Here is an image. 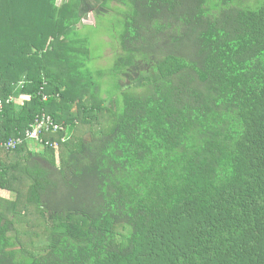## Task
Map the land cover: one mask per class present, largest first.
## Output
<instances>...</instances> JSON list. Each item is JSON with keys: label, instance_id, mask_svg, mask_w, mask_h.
I'll list each match as a JSON object with an SVG mask.
<instances>
[{"label": "trees", "instance_id": "1", "mask_svg": "<svg viewBox=\"0 0 264 264\" xmlns=\"http://www.w3.org/2000/svg\"><path fill=\"white\" fill-rule=\"evenodd\" d=\"M117 1L98 67L95 2L0 0V143L68 130L0 146V264H264V0Z\"/></svg>", "mask_w": 264, "mask_h": 264}, {"label": "rangeland", "instance_id": "2", "mask_svg": "<svg viewBox=\"0 0 264 264\" xmlns=\"http://www.w3.org/2000/svg\"><path fill=\"white\" fill-rule=\"evenodd\" d=\"M68 0H57L58 4H61L62 2H65ZM92 2H95V6H92L88 11L83 15V22L86 23L87 25L84 27L85 31L90 32L92 35V40L95 42L92 44V55H101L103 53L104 58L98 60L97 66L98 67H105L107 64L111 63L112 64V56H113V46L115 42L113 39L110 38L108 35H104L105 27L106 26V21L102 20L99 21L100 24L93 25L96 23V14H101L102 16H106L109 14V16L114 15L117 11V6L119 7L120 3L117 0L111 1L109 3V7H104L99 6L96 4V0H91ZM104 14V15H103ZM106 14V15H105ZM104 18V17H103ZM101 38L104 42L107 43V45L104 47V52H103V46H100L101 41L99 40ZM114 42V43H113ZM99 64V65H98ZM107 77L103 79L104 83L102 84V90H105L107 87V84L105 83V80ZM123 84L128 83V79L124 78L123 79ZM102 95L104 97L107 96L106 92H103ZM0 198H3L5 200H14L13 195L8 192V190H0Z\"/></svg>", "mask_w": 264, "mask_h": 264}, {"label": "built area", "instance_id": "3", "mask_svg": "<svg viewBox=\"0 0 264 264\" xmlns=\"http://www.w3.org/2000/svg\"><path fill=\"white\" fill-rule=\"evenodd\" d=\"M46 98V97H45ZM14 95H9L7 98H0V114L4 110L6 104H10L15 101ZM58 132H68L67 127L63 123L57 122L54 117L45 111L37 114L34 120L29 124V126L24 130V132L19 133L18 136L11 137L4 142L0 143L6 150L16 149L18 146L22 145L24 142H34L40 144H47L53 146L54 148H59V142L49 140L45 141V133H58ZM66 135L62 138L64 141Z\"/></svg>", "mask_w": 264, "mask_h": 264}, {"label": "crops", "instance_id": "4", "mask_svg": "<svg viewBox=\"0 0 264 264\" xmlns=\"http://www.w3.org/2000/svg\"><path fill=\"white\" fill-rule=\"evenodd\" d=\"M35 145H36V143H31V146H35ZM0 190H6V189H0Z\"/></svg>", "mask_w": 264, "mask_h": 264}]
</instances>
